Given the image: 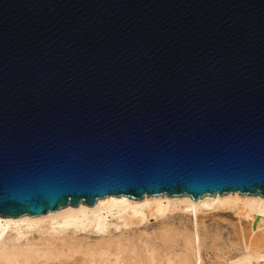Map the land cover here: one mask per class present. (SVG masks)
Instances as JSON below:
<instances>
[{
    "label": "water",
    "instance_id": "obj_1",
    "mask_svg": "<svg viewBox=\"0 0 264 264\" xmlns=\"http://www.w3.org/2000/svg\"><path fill=\"white\" fill-rule=\"evenodd\" d=\"M224 193L264 198V0H0V218Z\"/></svg>",
    "mask_w": 264,
    "mask_h": 264
},
{
    "label": "bare ground",
    "instance_id": "obj_2",
    "mask_svg": "<svg viewBox=\"0 0 264 264\" xmlns=\"http://www.w3.org/2000/svg\"><path fill=\"white\" fill-rule=\"evenodd\" d=\"M177 211L190 227L184 222L163 226L156 233L157 243L103 236L110 226L139 225ZM213 211L236 217L237 239L236 253L216 256L213 264H264V198L238 193L197 200L108 195L91 207L80 201L76 207L67 204L40 216L0 218V264H204L202 219ZM82 232L99 238L79 237Z\"/></svg>",
    "mask_w": 264,
    "mask_h": 264
},
{
    "label": "rangeland",
    "instance_id": "obj_3",
    "mask_svg": "<svg viewBox=\"0 0 264 264\" xmlns=\"http://www.w3.org/2000/svg\"><path fill=\"white\" fill-rule=\"evenodd\" d=\"M203 216V215H202ZM203 228L201 236L203 241L204 264H213L216 256H232L236 253L237 239L234 235V225L236 217L228 211H213L203 216ZM184 222L190 227L188 220L181 215L179 211L168 214L166 217L144 221L142 224L133 225L130 227L118 226L116 229L113 226L108 228V233L103 234L105 238L111 237L113 240L119 239L127 243H136L137 240H148L149 242L157 243L156 233L159 228L171 225L177 226ZM79 237H89V239L99 238L91 233H78ZM32 237H37V234H32Z\"/></svg>",
    "mask_w": 264,
    "mask_h": 264
}]
</instances>
